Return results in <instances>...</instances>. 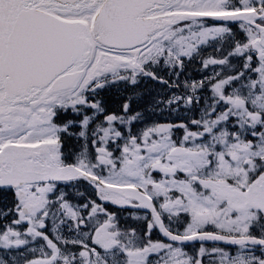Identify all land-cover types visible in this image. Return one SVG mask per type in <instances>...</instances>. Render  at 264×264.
<instances>
[{
  "label": "snow or ice",
  "instance_id": "obj_1",
  "mask_svg": "<svg viewBox=\"0 0 264 264\" xmlns=\"http://www.w3.org/2000/svg\"><path fill=\"white\" fill-rule=\"evenodd\" d=\"M0 264H264V0H0Z\"/></svg>",
  "mask_w": 264,
  "mask_h": 264
}]
</instances>
